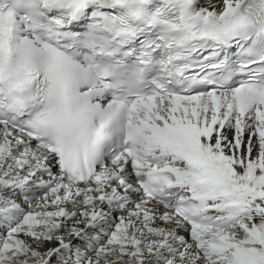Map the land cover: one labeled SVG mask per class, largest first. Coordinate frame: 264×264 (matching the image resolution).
I'll use <instances>...</instances> for the list:
<instances>
[{
    "label": "snow or ice",
    "instance_id": "1",
    "mask_svg": "<svg viewBox=\"0 0 264 264\" xmlns=\"http://www.w3.org/2000/svg\"><path fill=\"white\" fill-rule=\"evenodd\" d=\"M0 264H264V0H0Z\"/></svg>",
    "mask_w": 264,
    "mask_h": 264
}]
</instances>
